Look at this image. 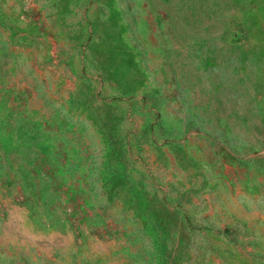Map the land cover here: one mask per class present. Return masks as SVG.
I'll return each instance as SVG.
<instances>
[{"label":"rangeland","instance_id":"rangeland-1","mask_svg":"<svg viewBox=\"0 0 264 264\" xmlns=\"http://www.w3.org/2000/svg\"><path fill=\"white\" fill-rule=\"evenodd\" d=\"M0 264H264V0H0Z\"/></svg>","mask_w":264,"mask_h":264}]
</instances>
